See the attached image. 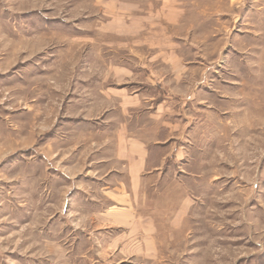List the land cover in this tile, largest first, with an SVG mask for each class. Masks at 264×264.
I'll return each instance as SVG.
<instances>
[{
    "label": "rangeland",
    "instance_id": "374dc122",
    "mask_svg": "<svg viewBox=\"0 0 264 264\" xmlns=\"http://www.w3.org/2000/svg\"><path fill=\"white\" fill-rule=\"evenodd\" d=\"M119 132L185 171L162 235L105 204ZM0 264H264V0H0Z\"/></svg>",
    "mask_w": 264,
    "mask_h": 264
},
{
    "label": "crops",
    "instance_id": "0c3cea01",
    "mask_svg": "<svg viewBox=\"0 0 264 264\" xmlns=\"http://www.w3.org/2000/svg\"><path fill=\"white\" fill-rule=\"evenodd\" d=\"M129 101L133 102L134 98ZM125 105L128 108L132 106L129 103ZM115 137L114 163H109L107 170L102 174V192L106 198L105 204H111L112 208L109 212L120 215L118 218L125 221L124 226L131 228L129 229L131 236L162 235L155 218L150 215L140 217L138 213H140L141 207H145L149 203L148 189L151 188L153 178L158 177L159 180H163L168 175H166L167 171L172 172L174 178H182L183 175H186L185 171L182 167H172L171 164H168L169 160L166 163L171 152L169 154L160 153L157 158V154L153 153L156 148H150L149 143L138 136L119 132ZM167 177L170 179L171 175ZM181 191L180 187L178 194L176 192L177 196L171 199L168 204L170 207L165 220L169 231L167 235L177 234L184 229L192 201L186 191ZM109 212L106 210V213Z\"/></svg>",
    "mask_w": 264,
    "mask_h": 264
}]
</instances>
